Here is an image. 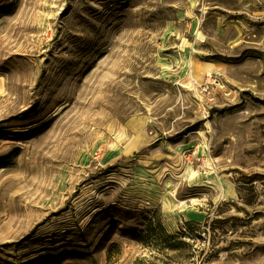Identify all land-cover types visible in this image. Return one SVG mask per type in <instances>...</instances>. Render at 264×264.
Returning <instances> with one entry per match:
<instances>
[{"label": "rangeland", "instance_id": "374dc122", "mask_svg": "<svg viewBox=\"0 0 264 264\" xmlns=\"http://www.w3.org/2000/svg\"><path fill=\"white\" fill-rule=\"evenodd\" d=\"M12 154L0 264H264V0H0Z\"/></svg>", "mask_w": 264, "mask_h": 264}, {"label": "trees", "instance_id": "16d2710c", "mask_svg": "<svg viewBox=\"0 0 264 264\" xmlns=\"http://www.w3.org/2000/svg\"><path fill=\"white\" fill-rule=\"evenodd\" d=\"M3 13L5 15H11L13 13V10L8 7L7 9L3 10ZM14 154L10 155V156H6L5 158H0V168H5L7 167V165L11 162V160L14 158ZM200 223H196V222H186L185 225L188 229H193V227L198 226ZM158 228L159 230H161V232L165 235V237L169 238L168 235H166V231L163 228V225L161 222L158 223ZM171 237V236H170Z\"/></svg>", "mask_w": 264, "mask_h": 264}, {"label": "bare ground", "instance_id": "6f19581e", "mask_svg": "<svg viewBox=\"0 0 264 264\" xmlns=\"http://www.w3.org/2000/svg\"><path fill=\"white\" fill-rule=\"evenodd\" d=\"M187 64L189 65V67H191V62H190L189 60H187ZM196 178H197V177H196ZM201 186H205V185H203V184H201V183L195 184V187H201ZM181 204H183V203L181 202ZM164 206H165V208L169 209V204L164 203ZM187 216H188L189 218H193V216L190 215V214H187Z\"/></svg>", "mask_w": 264, "mask_h": 264}, {"label": "crops", "instance_id": "0c3cea01", "mask_svg": "<svg viewBox=\"0 0 264 264\" xmlns=\"http://www.w3.org/2000/svg\"><path fill=\"white\" fill-rule=\"evenodd\" d=\"M201 218V216H199ZM199 217L196 215V216H193V218H196V219H199ZM189 222V221H188ZM193 222V221H192Z\"/></svg>", "mask_w": 264, "mask_h": 264}]
</instances>
